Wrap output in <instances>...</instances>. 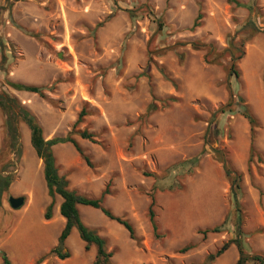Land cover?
Segmentation results:
<instances>
[{"label": "rangeland", "instance_id": "rangeland-1", "mask_svg": "<svg viewBox=\"0 0 264 264\" xmlns=\"http://www.w3.org/2000/svg\"><path fill=\"white\" fill-rule=\"evenodd\" d=\"M257 5L264 22V0ZM198 12L204 18L192 31ZM249 16L248 9L228 0H16L0 15V60L5 56L0 92L36 117L45 140L78 141L92 167L68 141L47 148L68 187L90 197H100L107 187L102 204L129 219L142 239L138 246L99 209L80 207L84 223L107 239L114 264H205L208 254L234 238L237 213L224 157L243 173L238 208L244 249L264 253L259 192L264 191V33L246 44L240 79L228 75L227 59L209 64L190 43L201 40L221 49L226 35ZM160 65L178 81V90L163 78ZM144 71L151 75L153 94L162 99L153 111ZM7 80L44 86L45 97L15 90ZM230 93L233 111L214 117ZM169 96L178 99L168 101ZM237 96L260 121L254 140L258 154L250 153V126ZM84 108L88 114L75 125ZM5 120L0 107V174L12 176L1 198L0 264L3 252L12 264H91L96 249L85 250L76 228L64 244L68 258L50 253L65 225L62 199L49 194L25 122L19 120L18 140L12 143ZM83 129L94 133L95 141L81 138ZM195 157V165L186 163ZM149 194L155 197L161 238L149 222ZM11 196H24V204L13 209ZM52 201V217L45 219ZM221 224L222 232L206 238L198 232ZM186 245L192 248L179 253ZM238 256L232 245L211 264H234Z\"/></svg>", "mask_w": 264, "mask_h": 264}, {"label": "trees", "instance_id": "trees-1", "mask_svg": "<svg viewBox=\"0 0 264 264\" xmlns=\"http://www.w3.org/2000/svg\"><path fill=\"white\" fill-rule=\"evenodd\" d=\"M16 0H4L2 6H0V15L3 10L11 6V4ZM230 4L234 7L246 8L250 12V16L238 27L233 33H228L226 35V45L218 49L213 43H206L204 41H192L191 47L194 50H201L204 52L203 59L209 64H218L223 60H228V75L240 79V70L238 64L245 54L246 44L258 33H264V22H260L259 17L261 10L257 5V0H252L244 2L242 0H228ZM131 17H135L134 10H128ZM204 14L198 12L196 18L194 19L190 30H195L202 24V19ZM0 48H3V42L0 37ZM5 62V56L0 60V70L3 69V63ZM159 70L165 80L170 82L177 90L179 87L178 81L172 76V74L166 70L163 65L159 66ZM142 75H146L150 81V87L152 92V101L148 106L150 111L157 108L156 101L162 100L157 98L153 94V84L151 83V75L148 71H144ZM6 83L15 90L26 91L31 93H36L42 97H45V87L41 85L29 84L19 81L7 80ZM178 98L176 96H169L166 98L168 101H176ZM237 103L240 105L242 116L248 121L250 126V137L251 155L258 152L254 146V140L256 139L257 129L260 127V121L254 112L251 110L248 104L245 103V99L242 96H237ZM235 103L234 95L230 93L227 101L221 105L217 111L214 112V117L219 114H224L226 112L233 111V104ZM0 107L6 116V128L8 131V136L10 142L16 143L18 140L17 124L19 120L25 122L30 130V140L36 154L43 161V175L52 198L58 195L62 200L59 205V213L65 219V225L61 230L57 245L50 250V253L55 254L61 260L66 259L70 256L69 251L65 248L64 244L68 237L71 235L74 228L77 229L80 239L84 242L85 250L88 251L92 246L96 249V254L93 262L91 264H114L112 258L114 256L113 250H108L107 239L101 236L95 228H92L84 223L80 213V207H90L94 209H99L107 218L116 221L122 225L128 232L129 238L135 241L139 246L141 244V237L136 233V230L131 223V221L122 215L115 214L112 210L105 207L102 204V197L108 193V188L106 187L102 192L100 197H90L87 195L79 194L76 191L68 187V180L64 175L59 173L56 158L53 152L47 149L48 144H56L62 141H68L73 144L77 152H79L86 163L92 167L90 157L84 153L83 148L80 146L77 140L71 137L65 139L55 138L52 140H45L43 135V128L38 123L36 117L24 106H22L17 98L9 95L5 91L0 92ZM88 112L84 108L80 111L75 125L83 120V117L87 115ZM209 130L207 129L206 133ZM81 138L95 141V134L88 131V129H83L79 131ZM251 159V158H250ZM198 162V158H191L186 160L188 165H195ZM223 170L226 179L230 185V193L232 195V200L234 203L235 214L237 213V223L235 224L234 238H229L220 247H218L213 253L206 256L205 264L213 263L218 257L224 254L232 245H235L238 249L239 256L234 264H264V253H248L244 249V244L242 240L243 230L241 228L242 218L240 215L239 199L238 195L242 192V182L243 173L237 171L231 164L227 157L222 160ZM250 170V168H248ZM12 181V176L10 174H0V206L1 198ZM261 195H264L263 190H259ZM150 195V204L148 206V218L152 227L153 235L156 238H161L160 226L156 218L155 211L153 209L155 205V197L153 194ZM52 207L53 201L48 205L47 210L44 214L45 219H50L52 217ZM237 211V212H236ZM226 223V221H224ZM224 228V224L216 225L213 227L199 228L198 232L203 238H206L209 234L220 233ZM192 248V245H186L178 250L179 253H186ZM3 264H12L11 260L6 253H2Z\"/></svg>", "mask_w": 264, "mask_h": 264}, {"label": "water", "instance_id": "water-1", "mask_svg": "<svg viewBox=\"0 0 264 264\" xmlns=\"http://www.w3.org/2000/svg\"><path fill=\"white\" fill-rule=\"evenodd\" d=\"M47 148H50V144L47 145ZM25 198L24 196H11L9 198V204L13 209H18L24 204Z\"/></svg>", "mask_w": 264, "mask_h": 264}]
</instances>
